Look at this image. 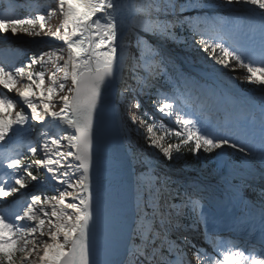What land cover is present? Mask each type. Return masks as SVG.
<instances>
[{
	"label": "snow or ice",
	"instance_id": "obj_1",
	"mask_svg": "<svg viewBox=\"0 0 264 264\" xmlns=\"http://www.w3.org/2000/svg\"><path fill=\"white\" fill-rule=\"evenodd\" d=\"M56 3L46 15L0 16V34L46 36L61 42L48 45L51 51L33 54L27 65L0 66V91L18 97L0 95V142L19 147L27 140L32 154L27 161L17 151L7 160L13 182L0 180V200L27 188L29 181L38 185L54 181L56 193L33 192L19 202L22 213H0V264H264V96H245L244 106L210 131L199 114L182 106L184 97L196 90V79L177 71L168 50L169 44L193 49L212 74L227 75L234 82L232 73L245 70L244 82L264 88V0ZM57 11L61 23L45 31L47 19ZM34 65L42 70L34 71ZM115 90L137 134L144 130V148L154 150L132 153L144 171L137 181L130 233L125 232L129 227L125 216L109 213L105 188L110 169L104 116ZM153 95L155 112L175 127L158 122L139 99ZM207 95L221 99L215 91ZM54 96L62 104L59 111H53ZM53 123L64 126L62 135L52 134ZM131 131L125 123L122 133L130 148ZM34 134L36 139H30ZM165 136L178 142L166 143ZM155 150L168 163L179 160L184 150L194 157L216 153L222 174L228 169V202L207 203L199 185L173 198L179 203L165 199L174 182L156 174ZM233 151L241 157L238 164L232 160ZM38 152L41 158H35ZM33 168L46 170L50 177L34 174ZM257 181L258 198L245 201L241 184L254 188ZM237 203L243 204L239 215ZM221 218L226 227L243 234L239 242L220 238ZM201 228L202 238L212 244L211 253L190 235ZM122 244L128 259H113Z\"/></svg>",
	"mask_w": 264,
	"mask_h": 264
},
{
	"label": "bare ground",
	"instance_id": "obj_2",
	"mask_svg": "<svg viewBox=\"0 0 264 264\" xmlns=\"http://www.w3.org/2000/svg\"><path fill=\"white\" fill-rule=\"evenodd\" d=\"M16 1L18 4H21V6L23 7V8L21 7L22 10H24V12L30 14V16H35L38 14L46 15L48 11L54 10L57 7L56 0H15V2ZM2 2H4V0H0V4H2ZM3 13L8 14L7 12H3ZM61 20H62V18L60 16L59 12L57 11L56 15L47 19V23H46L44 30L47 31L48 27H52V28L57 27L61 23ZM32 39H34L35 41L28 40V39L24 38V34H18L16 36H12L11 33L6 34L4 40H2L0 42V66H4L7 68L8 66L4 64L6 61V57L10 58L9 54L10 53L14 54L17 50H31V51L35 52V54H38L40 52L51 51V47H49L48 45H51L53 47L59 46L57 44L49 42L50 38H48L46 36L33 37ZM134 40L135 39L132 38V46L133 47H134ZM6 49H7L8 54L5 57L1 54V51L6 50ZM174 60H175V58H174ZM244 71L245 70H238L236 73H232V75L235 77L234 82L229 81V78L227 75H220V76H223L228 83H230L232 85L235 84V86L237 85L240 90L252 89L253 85L247 86L246 85L247 82L243 81L242 73H244ZM58 75L62 76L63 73L61 72ZM45 83H47V79H46ZM193 92H195V91H193ZM196 92H195V94H197ZM12 93H13V95L16 96V94L14 92H12ZM0 95H3V93L0 92ZM11 98H14V97H11ZM58 104L60 105V103L58 101H56L55 107ZM54 111H58V109H56ZM120 113L121 114H119V116H120L122 126H124V124L126 123L128 128H130L134 132H136L135 131L136 127H131L129 125L131 120L128 119V115L125 113V109H124L123 105H121V107H120ZM53 126L57 127L58 129L64 127V126H56L55 123L53 124ZM171 126L175 127L174 124H172ZM39 130H40V126L37 125V131H39ZM130 133L132 134V131ZM140 133H141V138L140 139L135 138L133 140V142L135 144L138 143L139 147H136L135 144H133L131 149L129 147L130 151L131 152L133 151L135 153H139L141 149H144V151L146 153H151L152 152L151 148H144V146H145V137L143 134L144 132H142V130H141ZM131 134H130V136H131ZM35 138H36V136H35ZM132 139H133V137L131 136V140ZM128 144H129V142H128ZM0 146H1L0 150L5 149V148H7V146H9V143L0 142ZM163 162H164V160H163ZM172 163H173V165H175V161H173ZM136 164H137V168H138L137 175L139 178L141 172L144 171V168L140 164H138L137 162H136ZM173 165H172V167H173ZM155 170H158V172L162 173L164 178L170 177L172 180L174 179V181L179 180L180 185H184L185 187L191 188L192 185H199V186L203 187L204 190L201 191V195L204 196V199L206 202H211L213 204L218 205L221 202L225 201V200H222V201L220 200V198H224L222 196H225V199L229 196L228 191H227L228 188L230 189L229 185L227 187H226V185L224 187H222V186H219L216 184V188L214 190L216 192V194H214L213 191L211 190L210 186H208L206 184H202L203 182H205L204 178L203 179L202 178L197 179L196 176L194 177V176H190V175H182V174H178V173H173L174 170H173L172 174H170V171H167L168 169L166 170V167L164 166V164H160V163H159V166ZM1 174H2V167L0 166V175ZM203 175H205L204 171L199 173V176L202 177ZM232 183H233V181H232ZM234 183H236V182H234ZM237 183H240V181H237ZM259 184H260V182L257 181L254 188L243 187V184H241L240 194L244 195L245 201H249V200H253V199L258 198V194L260 193V190H261V188L258 187ZM35 185L36 184L33 181H29L27 187L31 188V190L32 189L36 190ZM170 189L173 190V187H170ZM223 189H225V190L223 191ZM191 190H192V188H191ZM165 194H169V193L165 192L164 195ZM30 195H31V191H26V192L23 191L20 194H14L13 196H10V198L5 203L1 204L0 207L3 206L6 215H11L13 213L19 214L22 212V207L20 206L19 202L24 201L25 199H29ZM136 243H139V242H136Z\"/></svg>",
	"mask_w": 264,
	"mask_h": 264
},
{
	"label": "water",
	"instance_id": "obj_3",
	"mask_svg": "<svg viewBox=\"0 0 264 264\" xmlns=\"http://www.w3.org/2000/svg\"><path fill=\"white\" fill-rule=\"evenodd\" d=\"M118 103V90H115L104 116L105 154L110 169L105 188L109 198V213L125 216L129 226L125 232L130 233L135 219L137 166L132 159L127 140L123 138ZM113 259L124 261L128 259L123 244Z\"/></svg>",
	"mask_w": 264,
	"mask_h": 264
},
{
	"label": "rangeland",
	"instance_id": "obj_4",
	"mask_svg": "<svg viewBox=\"0 0 264 264\" xmlns=\"http://www.w3.org/2000/svg\"><path fill=\"white\" fill-rule=\"evenodd\" d=\"M24 38H26V39H28V40H33L32 38L33 37H29L28 35H26V34H24ZM134 44H135V40H134ZM184 50H186L188 53H189V55H190V57L192 58V59H196V61H197V63H199V64H203V65H205V66H207L206 64H205V61H204V58H203V56H201L197 51H195V50H193V49H184ZM33 54H35V52H33V51H31V50H17L16 52H15V55L13 56V58H11V59H13L12 60V62L10 63V66H9V68H15V67H17V65H16V61H17V59L19 58V57H22L23 55H26V56H28V60H27V62H26V65L29 63V58L33 55ZM35 66H37V65H34L33 66V69L35 68ZM208 67V66H207ZM45 68L47 69L48 68V66L46 65L45 66ZM61 73V72H60ZM60 73H58V74H60ZM247 86H250V84H246ZM252 86V85H251ZM236 87L238 88V86L236 85ZM249 90H251L253 93H254V97H256V98H259V97H261V96H264V88H262L261 86H255V85H253V87H252V89H249ZM1 93H3V94H7L9 97H14L15 98V95H13V93H5V92H3V91H0ZM141 97V96H140ZM13 98V99H14ZM53 100L56 102V101H59V96H54L53 97ZM146 102V101H145ZM136 110L135 109H133V112H135ZM146 118V117H145ZM148 119H147V121L149 122V123H151V119L149 118V117H147ZM146 120V119H145ZM157 121L158 122H164V118H162V117H160V118H158L157 119ZM166 125H168V126H171L172 125V123H171V121H168V123H166V122H164ZM129 125L131 126V127H136V125H134L132 122H130L129 123ZM142 130V132H144V130L143 129H141ZM160 133V132H159ZM131 134V133H130ZM160 134H162V133H160ZM159 135V134H158ZM34 136V135H33ZM131 136L133 137V139H132V141L135 139V138H137V139H140L141 138V133L140 134H137V132H134L133 130H132V134H131ZM166 137V136H165ZM165 142H166V140H165ZM14 143V142H13ZM64 143H66V142H64ZM135 144V143H134ZM9 148H8V150H4V151H2V152H0V164L1 165H3L2 167H3V173H2V176L4 177V180L5 181H8V182H13L12 181V173L11 172H7L6 171V169H5V167H6V163H7V160L8 159H11L12 157H10V153H11V151L13 150V148L15 147V146H13L12 145V143H9V146H8ZM63 150V149H62ZM154 150L152 149V152H153ZM217 151H219V150H217ZM155 152H156V155L159 157V160H158V164L160 163V164H164V166L166 167V170L167 171H170V174H172V172H173V170H174V172L173 173H178V174H182V175H190V176H198V177H200L199 176V173L200 172H202V171H204V173H205V175H203L202 177H205V176H207V177H224L225 179H226V175H227V172H228V169H223V174H222V168H223V166H222V164H220V167H219V169L217 168V169H211L210 170V168L212 167V165L210 164V155H208V154H204V155H201V156H199V157H197V161L196 162H192V163H188V162H186V161H183L181 158L179 159V160H174L175 161V165H173V163L172 162H170V163H168V162H163V160H164V158L162 157V154H160L159 152H158V150H155ZM233 154H236V152H232ZM39 155H40V158H41V156H42V153H38ZM176 153H174L173 155H174V157L176 156L175 155ZM238 155V154H237ZM211 156H213L214 157V159H216V160H218V158H217V156H216V153H213V154H211ZM240 156V155H239ZM150 158V157H149ZM235 163H237L238 164V162H235ZM172 165H173V167H172ZM33 169H35V168H33ZM155 172H156V174H158L159 175V177L161 178V180H163L164 179V177H163V174L162 173H160V172H158V170H155ZM5 173H8L9 175H5ZM196 174V175H195ZM198 174V175H197ZM171 181H173L174 182V179L172 180L171 179ZM36 185H35V189L36 190H31V188H24V189H21L20 190V192H18V193H16V194H20V193H22L23 191L24 192H26V191H31V194L33 193V192H36V194H43V195H47V196H50L49 194H48V192H49V185L51 184L49 181L47 182V183H45V184H42V185H38L37 184V182L36 181H33ZM55 183V182H54ZM170 187H173V185H170ZM243 187H245L244 185H243ZM172 194H165L164 195V198L165 199H167V200H169V201H172ZM10 198V196L9 197H7V198H5L4 200H0V205L1 204H3V203H5L8 199ZM29 199H30V196H29ZM71 202V201H70ZM3 211H4V208H3V206H2V208H1ZM22 213V212H21ZM45 239H47V237H45ZM138 239V238H137Z\"/></svg>",
	"mask_w": 264,
	"mask_h": 264
},
{
	"label": "trees",
	"instance_id": "obj_5",
	"mask_svg": "<svg viewBox=\"0 0 264 264\" xmlns=\"http://www.w3.org/2000/svg\"><path fill=\"white\" fill-rule=\"evenodd\" d=\"M167 142L168 143H176L178 141L168 140ZM20 152L23 154V156L25 157V159L27 161H28L29 157H32V154L28 150H26V149L20 150ZM180 157L182 158L183 161H186L188 163L195 162V157L190 152H187V150H184L183 154ZM216 167H218V165ZM36 173L37 174H40V175H45V176H49L50 177V174H48L46 172V170H45L44 174L43 173H40V172H36Z\"/></svg>",
	"mask_w": 264,
	"mask_h": 264
}]
</instances>
